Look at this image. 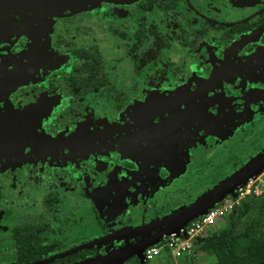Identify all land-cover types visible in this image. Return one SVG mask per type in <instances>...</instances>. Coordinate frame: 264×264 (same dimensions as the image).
Wrapping results in <instances>:
<instances>
[{
    "label": "flooded vegetation",
    "instance_id": "flooded-vegetation-1",
    "mask_svg": "<svg viewBox=\"0 0 264 264\" xmlns=\"http://www.w3.org/2000/svg\"><path fill=\"white\" fill-rule=\"evenodd\" d=\"M263 151L264 0H0V264L143 252Z\"/></svg>",
    "mask_w": 264,
    "mask_h": 264
},
{
    "label": "trees",
    "instance_id": "trees-1",
    "mask_svg": "<svg viewBox=\"0 0 264 264\" xmlns=\"http://www.w3.org/2000/svg\"><path fill=\"white\" fill-rule=\"evenodd\" d=\"M226 219L225 225L211 227L200 237L194 250L213 255L211 264H264L260 245L264 238V191L243 200L236 213H228ZM19 254L21 262L29 260L22 251Z\"/></svg>",
    "mask_w": 264,
    "mask_h": 264
},
{
    "label": "water",
    "instance_id": "water-1",
    "mask_svg": "<svg viewBox=\"0 0 264 264\" xmlns=\"http://www.w3.org/2000/svg\"><path fill=\"white\" fill-rule=\"evenodd\" d=\"M264 164V151L260 154L256 155L252 160L248 161L241 168L234 171L232 174L221 180L220 182L214 184L212 187L208 188L205 192L199 195L196 199L191 201L189 204L177 208L166 216L158 219L154 225L158 226V233L153 235V240L148 242L144 247L150 246L156 243L163 235L168 234V232L172 230H176L177 228L186 224L189 220L195 218L198 215H201L206 212L208 208H210L217 201L222 199L226 194H232V191L239 184H243L248 177L257 173L261 166ZM151 225V224H150ZM150 225L142 226L140 228H132L129 230H120L113 233H108L102 236L100 239H95L93 242H90L86 245H89L98 241H114V240H122L130 237L137 236L140 231L142 232ZM139 227V226H138ZM85 246H77L73 247L71 250L64 251L55 257H63L66 254L77 251ZM135 257L139 264H143V256L142 251H135L134 249H122L116 250L112 252H106L104 256L100 258H94L92 261H88V264H124L126 260L129 258ZM47 261L37 262L42 263ZM90 262V263H89ZM86 264V263H85Z\"/></svg>",
    "mask_w": 264,
    "mask_h": 264
},
{
    "label": "built area",
    "instance_id": "built-area-1",
    "mask_svg": "<svg viewBox=\"0 0 264 264\" xmlns=\"http://www.w3.org/2000/svg\"><path fill=\"white\" fill-rule=\"evenodd\" d=\"M264 190V180L251 177L239 184L232 194L224 196L213 204L205 213L189 220L183 226L163 235L156 243L142 252L143 262L150 264H182L194 254V246L211 227L231 210L240 206L243 199L260 194ZM186 261V262H187Z\"/></svg>",
    "mask_w": 264,
    "mask_h": 264
},
{
    "label": "rangeland",
    "instance_id": "rangeland-1",
    "mask_svg": "<svg viewBox=\"0 0 264 264\" xmlns=\"http://www.w3.org/2000/svg\"><path fill=\"white\" fill-rule=\"evenodd\" d=\"M221 172V170L220 169H218V170H216L214 173H212V174H208V176L205 178V180H204V183L205 184H198L197 186H195V187H191V188H187V190L185 191V193H190L189 194V196H193V195H195V194H197L198 192H201V191H203V190H205L204 188L206 187V188H208L207 187V184L209 183V181H210V178L211 177H214V176H216L218 173H220ZM264 171H262V172H258L257 173V175L256 176H258L259 178H260V180L262 179V180H264V175H262V174H260V173H263ZM206 185V186H205ZM205 192V191H204ZM202 194V193H201ZM229 194V193H228ZM228 194H226V195H228ZM225 195V196H226ZM185 199V198H184ZM175 205H177V204H170V206L171 207H173V206H175ZM180 208V207H179ZM155 209L157 210V211H160V209H159V207H158V205H156L155 206ZM162 211V210H161ZM229 214H232L231 212L229 213ZM228 214H226V215H224L217 223H216V225H215V229L216 228H218L220 225H225L226 223H227V219H226V216H227ZM156 218H158V217H156ZM155 218V219H156ZM260 245H261V252H262V255H263V257H264V238H261L260 239ZM116 251V250H115ZM197 255V254H196ZM200 255H203V254H200ZM203 257V256H202ZM203 263L204 264H206V263H208V259L205 257L204 258V260H203ZM124 264H136V263H134L133 261H129V262H125ZM146 264H150L149 262L148 263H146ZM183 264V263H182ZM211 264V263H210Z\"/></svg>",
    "mask_w": 264,
    "mask_h": 264
},
{
    "label": "crops",
    "instance_id": "crops-1",
    "mask_svg": "<svg viewBox=\"0 0 264 264\" xmlns=\"http://www.w3.org/2000/svg\"><path fill=\"white\" fill-rule=\"evenodd\" d=\"M200 254H203V255H200ZM205 257L208 259V263L206 264H210L215 260L214 256L211 254H205L204 252L194 250L193 256H191L188 261L192 264H204L203 260ZM185 262L183 264H185Z\"/></svg>",
    "mask_w": 264,
    "mask_h": 264
}]
</instances>
